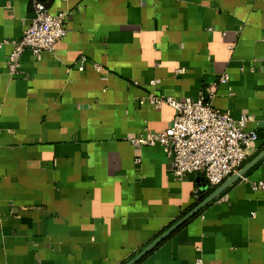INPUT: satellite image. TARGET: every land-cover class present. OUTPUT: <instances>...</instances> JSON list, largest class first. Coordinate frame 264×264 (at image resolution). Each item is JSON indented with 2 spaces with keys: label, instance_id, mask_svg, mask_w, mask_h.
<instances>
[{
  "label": "crops",
  "instance_id": "crops-1",
  "mask_svg": "<svg viewBox=\"0 0 264 264\" xmlns=\"http://www.w3.org/2000/svg\"><path fill=\"white\" fill-rule=\"evenodd\" d=\"M32 1L0 0V41L22 36ZM35 1L67 13L66 33L12 78L0 48V264H126L219 187L131 145L174 115L141 98L214 85L212 107L259 135L244 165L264 149V0ZM257 181L264 158L136 264H264Z\"/></svg>",
  "mask_w": 264,
  "mask_h": 264
},
{
  "label": "built area",
  "instance_id": "built-area-1",
  "mask_svg": "<svg viewBox=\"0 0 264 264\" xmlns=\"http://www.w3.org/2000/svg\"><path fill=\"white\" fill-rule=\"evenodd\" d=\"M31 11V21L19 39L0 41V48H10L7 73L11 78L20 75V59L26 49L34 56L42 52L51 53L66 33V12L51 14L44 4L35 0L32 1ZM227 81L228 76L223 74L217 85ZM151 85H154L153 81ZM206 93V98L196 101H179L156 92L147 94L139 103L155 108H172L174 115L171 124L161 133H150L144 129L129 142L136 147L159 146L170 160V173L175 181L181 182L189 174H198L210 188H215L237 173L256 152L258 133L245 129L250 121L248 115L242 114L235 120L228 112L212 107L214 85ZM251 188L253 191H264V182L257 181ZM194 197L198 198L197 192ZM193 264L204 263L201 258H196Z\"/></svg>",
  "mask_w": 264,
  "mask_h": 264
},
{
  "label": "water",
  "instance_id": "water-1",
  "mask_svg": "<svg viewBox=\"0 0 264 264\" xmlns=\"http://www.w3.org/2000/svg\"><path fill=\"white\" fill-rule=\"evenodd\" d=\"M264 158V149L256 155L253 159H251L247 164H245L237 173L231 175L222 185H220L217 189H215L210 195H208L205 199H203L193 210H191L188 214H186L181 220L175 223L170 229H168L165 233L159 236L153 243L147 246L144 250H142L137 256L131 259L126 264H136L144 255L147 254L153 247L158 245L162 240L168 237L173 231L187 222L190 218H192L196 213H198L204 206H206L209 202H211L215 197L221 194L227 187L240 179L244 174H246L253 166H255L260 160Z\"/></svg>",
  "mask_w": 264,
  "mask_h": 264
},
{
  "label": "trees",
  "instance_id": "trees-1",
  "mask_svg": "<svg viewBox=\"0 0 264 264\" xmlns=\"http://www.w3.org/2000/svg\"><path fill=\"white\" fill-rule=\"evenodd\" d=\"M258 137H259V135H258Z\"/></svg>",
  "mask_w": 264,
  "mask_h": 264
}]
</instances>
